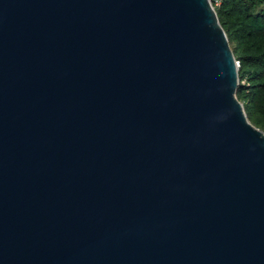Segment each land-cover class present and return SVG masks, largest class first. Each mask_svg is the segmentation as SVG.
Returning a JSON list of instances; mask_svg holds the SVG:
<instances>
[{
	"label": "water",
	"instance_id": "water-1",
	"mask_svg": "<svg viewBox=\"0 0 264 264\" xmlns=\"http://www.w3.org/2000/svg\"><path fill=\"white\" fill-rule=\"evenodd\" d=\"M210 0H0V264H264V131Z\"/></svg>",
	"mask_w": 264,
	"mask_h": 264
},
{
	"label": "trees",
	"instance_id": "trees-1",
	"mask_svg": "<svg viewBox=\"0 0 264 264\" xmlns=\"http://www.w3.org/2000/svg\"><path fill=\"white\" fill-rule=\"evenodd\" d=\"M216 13L240 63L237 97L264 131V0H223Z\"/></svg>",
	"mask_w": 264,
	"mask_h": 264
},
{
	"label": "built area",
	"instance_id": "built-area-1",
	"mask_svg": "<svg viewBox=\"0 0 264 264\" xmlns=\"http://www.w3.org/2000/svg\"><path fill=\"white\" fill-rule=\"evenodd\" d=\"M223 0H210L212 6L216 10V8L222 3ZM237 66L240 67V63L237 61Z\"/></svg>",
	"mask_w": 264,
	"mask_h": 264
},
{
	"label": "rangeland",
	"instance_id": "rangeland-1",
	"mask_svg": "<svg viewBox=\"0 0 264 264\" xmlns=\"http://www.w3.org/2000/svg\"><path fill=\"white\" fill-rule=\"evenodd\" d=\"M253 124V123H252Z\"/></svg>",
	"mask_w": 264,
	"mask_h": 264
}]
</instances>
